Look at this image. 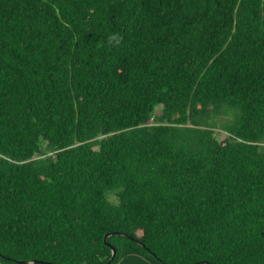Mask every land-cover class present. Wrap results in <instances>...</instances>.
Segmentation results:
<instances>
[{
	"label": "trees",
	"instance_id": "16d2710c",
	"mask_svg": "<svg viewBox=\"0 0 264 264\" xmlns=\"http://www.w3.org/2000/svg\"><path fill=\"white\" fill-rule=\"evenodd\" d=\"M19 262L264 264V0H0Z\"/></svg>",
	"mask_w": 264,
	"mask_h": 264
},
{
	"label": "clouds",
	"instance_id": "9594fccd",
	"mask_svg": "<svg viewBox=\"0 0 264 264\" xmlns=\"http://www.w3.org/2000/svg\"><path fill=\"white\" fill-rule=\"evenodd\" d=\"M121 41L122 37L119 33H110L107 38V42L111 46H118Z\"/></svg>",
	"mask_w": 264,
	"mask_h": 264
},
{
	"label": "water",
	"instance_id": "95a60500",
	"mask_svg": "<svg viewBox=\"0 0 264 264\" xmlns=\"http://www.w3.org/2000/svg\"><path fill=\"white\" fill-rule=\"evenodd\" d=\"M108 236H109V234L105 236L104 243H106V240H107ZM110 248H111V254H112V258H113V256L115 255V250L112 247H110ZM19 263L21 264L23 262H19ZM31 263H33V262H29L28 264H31Z\"/></svg>",
	"mask_w": 264,
	"mask_h": 264
},
{
	"label": "rangeland",
	"instance_id": "374dc122",
	"mask_svg": "<svg viewBox=\"0 0 264 264\" xmlns=\"http://www.w3.org/2000/svg\"><path fill=\"white\" fill-rule=\"evenodd\" d=\"M229 121V120H228Z\"/></svg>",
	"mask_w": 264,
	"mask_h": 264
}]
</instances>
